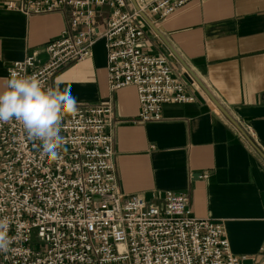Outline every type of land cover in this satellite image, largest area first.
Listing matches in <instances>:
<instances>
[{
  "label": "built area",
  "instance_id": "obj_1",
  "mask_svg": "<svg viewBox=\"0 0 264 264\" xmlns=\"http://www.w3.org/2000/svg\"><path fill=\"white\" fill-rule=\"evenodd\" d=\"M195 0H20L5 8L24 15H68L60 35L42 52L31 50L8 66L21 75L40 73L51 86L64 67L106 48L111 92L132 85L139 110L134 122L161 121L167 103H187L185 84L169 60L143 48L144 21L166 18ZM110 13L102 16L101 8ZM114 102L77 104L62 121L67 141L57 161L41 158L16 121L0 123V219L7 218L9 250L0 264H243L222 224L192 216L188 197L165 191L148 201L123 195L114 163ZM202 174L201 178H206ZM33 238L35 240H33Z\"/></svg>",
  "mask_w": 264,
  "mask_h": 264
},
{
  "label": "crops",
  "instance_id": "obj_2",
  "mask_svg": "<svg viewBox=\"0 0 264 264\" xmlns=\"http://www.w3.org/2000/svg\"><path fill=\"white\" fill-rule=\"evenodd\" d=\"M9 1L20 0H0V87L10 63L27 52L44 59L43 47L68 21L60 12L9 11ZM133 7L130 0L127 9ZM110 10L102 7V16ZM148 20L141 24L144 50L168 58L193 101L164 104L161 121L134 122L135 87L109 90L102 40L91 58L59 70L51 85L70 87L77 104L114 102L123 195L152 201L165 191L182 193L192 216L223 225L243 264H264V0H195Z\"/></svg>",
  "mask_w": 264,
  "mask_h": 264
},
{
  "label": "clouds",
  "instance_id": "obj_3",
  "mask_svg": "<svg viewBox=\"0 0 264 264\" xmlns=\"http://www.w3.org/2000/svg\"><path fill=\"white\" fill-rule=\"evenodd\" d=\"M60 81L46 85L40 73L21 75L11 71L0 87V123L16 121L29 141L38 142L41 158L57 161L67 143L62 121L77 112V99ZM7 218L0 219V252L9 250Z\"/></svg>",
  "mask_w": 264,
  "mask_h": 264
},
{
  "label": "water",
  "instance_id": "obj_4",
  "mask_svg": "<svg viewBox=\"0 0 264 264\" xmlns=\"http://www.w3.org/2000/svg\"><path fill=\"white\" fill-rule=\"evenodd\" d=\"M133 2H134V4H135V1H134V0H133ZM135 7H136V4H135ZM142 17H143L146 21L149 22L148 18H147L144 14H142ZM216 104H217V103H216Z\"/></svg>",
  "mask_w": 264,
  "mask_h": 264
},
{
  "label": "rangeland",
  "instance_id": "obj_5",
  "mask_svg": "<svg viewBox=\"0 0 264 264\" xmlns=\"http://www.w3.org/2000/svg\"><path fill=\"white\" fill-rule=\"evenodd\" d=\"M33 240H35V239L33 238Z\"/></svg>",
  "mask_w": 264,
  "mask_h": 264
}]
</instances>
